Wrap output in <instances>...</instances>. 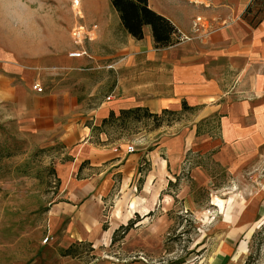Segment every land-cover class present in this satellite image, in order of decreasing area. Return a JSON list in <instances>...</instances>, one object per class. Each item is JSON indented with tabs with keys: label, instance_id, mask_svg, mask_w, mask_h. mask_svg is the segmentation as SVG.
I'll return each instance as SVG.
<instances>
[{
	"label": "crops",
	"instance_id": "crops-1",
	"mask_svg": "<svg viewBox=\"0 0 264 264\" xmlns=\"http://www.w3.org/2000/svg\"><path fill=\"white\" fill-rule=\"evenodd\" d=\"M249 1L147 0L177 32L198 27L189 39L165 47H154L147 25L141 39L132 38L105 1L91 5L86 15L74 9L81 20L69 15L67 34L81 25L88 36L81 45L85 54H67V84L50 83L22 66L19 80L0 73V103L8 106L7 115L28 133L55 138L66 149L67 160L56 167L64 196L55 208L65 212L59 221L67 238L89 239L95 224L94 214L86 212L73 211L67 221V202L75 201L69 205L73 210H87L89 203L104 209L114 186L127 185L142 160L149 162L148 193L158 194L179 167L190 164L201 175L199 158L230 172L263 158L264 13L249 23L250 14L243 17ZM75 49L71 45L67 53ZM182 102L191 114L167 127L169 134L160 133L152 150L126 153L127 144L94 136L92 127L110 111L139 106L156 113L179 110Z\"/></svg>",
	"mask_w": 264,
	"mask_h": 264
},
{
	"label": "rangeland",
	"instance_id": "rangeland-1",
	"mask_svg": "<svg viewBox=\"0 0 264 264\" xmlns=\"http://www.w3.org/2000/svg\"><path fill=\"white\" fill-rule=\"evenodd\" d=\"M73 1L0 0V73L19 80L22 66L40 79L67 84V48H78L67 34V17L80 21L74 9L86 15L93 4H109ZM173 111L178 113L160 115L159 125L122 115L94 136L130 144L132 152L152 150L175 119L191 114ZM7 114L0 103V264H242L249 253L264 264V156L231 172L199 158L201 175L191 165L179 167L158 194L148 193L149 162L142 160L127 185L114 186L104 209L89 203L87 210H73L75 201L67 202V221L73 211L95 216L93 236L69 239L59 221L65 212L55 208L64 196L56 167L67 160L66 149L55 138L28 133Z\"/></svg>",
	"mask_w": 264,
	"mask_h": 264
},
{
	"label": "trees",
	"instance_id": "trees-1",
	"mask_svg": "<svg viewBox=\"0 0 264 264\" xmlns=\"http://www.w3.org/2000/svg\"><path fill=\"white\" fill-rule=\"evenodd\" d=\"M111 7L117 12L122 28L129 34L132 38L139 40L142 38V27L144 25L149 26L151 38L154 47H165L171 45L175 42V35L177 31L171 22L164 16L151 10L147 5V0H108ZM255 7V11L252 13V8ZM264 0H250L248 5L243 11V17L250 14L249 23L257 22L261 18V13H264ZM261 15V16H260ZM179 111L190 112L192 109L185 105L184 102L181 103ZM178 111H173L169 109H161L159 112L152 113L145 107H133L129 109H121L118 111V116L110 111L107 117L103 118L99 126L92 127L93 130L100 128L106 123H112L114 119L121 118L123 116H131L134 120L139 119L140 116L145 118H152L156 125H159L162 120L160 115L165 114H176ZM180 118L175 119L174 122L178 121ZM159 122V124H157ZM173 122V123H174ZM162 124V123H161ZM171 122H166L165 125H169ZM188 159V157H186ZM190 164H187L189 166ZM131 221H129L124 229L130 228ZM115 230L113 231V233ZM254 255L249 253L243 260L242 264H255Z\"/></svg>",
	"mask_w": 264,
	"mask_h": 264
},
{
	"label": "built area",
	"instance_id": "built-area-1",
	"mask_svg": "<svg viewBox=\"0 0 264 264\" xmlns=\"http://www.w3.org/2000/svg\"><path fill=\"white\" fill-rule=\"evenodd\" d=\"M198 20H199V18L195 17V22L198 21ZM192 28L195 31H197L198 27H197L196 23H194L192 25ZM70 36L72 37V40L74 41L75 45L78 46V48L68 52L67 53L68 56L77 57V56L85 54V51L81 48V45L87 39L88 35L86 34V32L82 28V26L81 25H77V26L73 27L71 29V31H70ZM174 38H175V41H181V40L189 39V37L186 34L180 33V32H177V34L175 35ZM32 89H34L36 92H40L41 91V87L38 86V84H33L32 85ZM123 149H124V152L129 153V152L133 151V146L130 145V144H127ZM116 150L117 149H115V151ZM43 241H46V238Z\"/></svg>",
	"mask_w": 264,
	"mask_h": 264
}]
</instances>
